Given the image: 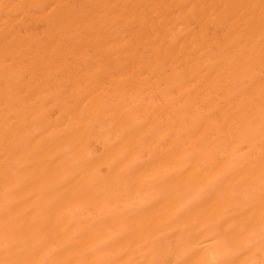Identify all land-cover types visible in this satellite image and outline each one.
<instances>
[{
    "label": "bare ground",
    "instance_id": "bare-ground-1",
    "mask_svg": "<svg viewBox=\"0 0 264 264\" xmlns=\"http://www.w3.org/2000/svg\"><path fill=\"white\" fill-rule=\"evenodd\" d=\"M0 264H264V0H0Z\"/></svg>",
    "mask_w": 264,
    "mask_h": 264
}]
</instances>
